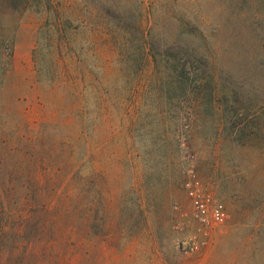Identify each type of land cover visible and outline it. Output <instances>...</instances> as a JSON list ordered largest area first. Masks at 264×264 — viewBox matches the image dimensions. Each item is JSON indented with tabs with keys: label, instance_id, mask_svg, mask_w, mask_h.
I'll list each match as a JSON object with an SVG mask.
<instances>
[{
	"label": "rangeland",
	"instance_id": "1",
	"mask_svg": "<svg viewBox=\"0 0 264 264\" xmlns=\"http://www.w3.org/2000/svg\"><path fill=\"white\" fill-rule=\"evenodd\" d=\"M0 264H264V0H0Z\"/></svg>",
	"mask_w": 264,
	"mask_h": 264
},
{
	"label": "built area",
	"instance_id": "2",
	"mask_svg": "<svg viewBox=\"0 0 264 264\" xmlns=\"http://www.w3.org/2000/svg\"><path fill=\"white\" fill-rule=\"evenodd\" d=\"M186 177L184 188L193 209L192 217L200 227L199 230L204 235H208L213 226H219L225 222L227 217L226 210L221 201L213 199L205 191L203 184L193 169L187 170ZM199 244L195 238H190L186 245L182 243L184 253L198 251Z\"/></svg>",
	"mask_w": 264,
	"mask_h": 264
}]
</instances>
